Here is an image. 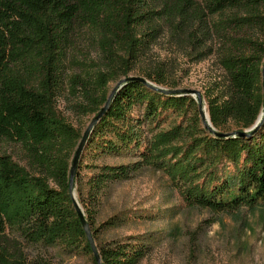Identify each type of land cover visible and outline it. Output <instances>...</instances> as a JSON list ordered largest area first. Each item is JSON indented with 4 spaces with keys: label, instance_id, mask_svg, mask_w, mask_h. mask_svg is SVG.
<instances>
[{
    "label": "trees",
    "instance_id": "16d2710c",
    "mask_svg": "<svg viewBox=\"0 0 264 264\" xmlns=\"http://www.w3.org/2000/svg\"><path fill=\"white\" fill-rule=\"evenodd\" d=\"M86 33L98 41L102 66L94 76H67L69 47ZM166 34L190 45L199 61L219 42L226 82L205 93L211 123L219 132L251 128L264 113V0H0V141L21 145L29 163L0 148V264H54L30 259L27 245L92 256L98 264L70 191V159L83 133L61 115L58 97L69 82L81 98L77 112L96 115L110 82L129 76ZM152 70L139 76L177 88L163 69ZM83 150L91 159L137 158L91 162L85 181L82 162L77 168V198L102 264H139L146 255L144 242L132 238L98 243L100 231L122 219L100 226L96 219L110 185L145 167L163 171L188 204L216 211L264 204V120L251 136L219 137L191 95L127 81Z\"/></svg>",
    "mask_w": 264,
    "mask_h": 264
},
{
    "label": "rangeland",
    "instance_id": "374dc122",
    "mask_svg": "<svg viewBox=\"0 0 264 264\" xmlns=\"http://www.w3.org/2000/svg\"><path fill=\"white\" fill-rule=\"evenodd\" d=\"M186 36L187 32L182 34L184 41ZM215 44L214 53L199 61L190 54V45L176 44L166 34L130 75L139 76L152 69H163L168 81L176 83L177 88L199 90L206 112V91L217 83L222 85L226 82V73L220 63L221 47L218 41ZM67 58V76L77 73L94 76L103 61L98 41L91 33L78 39L76 36ZM121 78L110 82V92ZM79 101L81 98L66 82L58 97L59 111L84 134L95 115L77 112ZM77 147L71 155V166ZM0 148L16 161L29 164L21 145L0 141ZM136 160L130 155L91 159L82 152L80 180L85 181L92 174L91 162L117 165ZM74 195L78 200L76 187ZM111 217L122 221L117 226L102 229L98 243L128 241L131 238L144 242L147 251L139 264H264V204L242 206L234 211H216L188 204L168 176L159 169L145 167L131 179L112 183L101 198L97 226ZM25 249L30 259L43 257L54 264H96L92 256L69 255L58 247L27 245Z\"/></svg>",
    "mask_w": 264,
    "mask_h": 264
},
{
    "label": "water",
    "instance_id": "95a60500",
    "mask_svg": "<svg viewBox=\"0 0 264 264\" xmlns=\"http://www.w3.org/2000/svg\"><path fill=\"white\" fill-rule=\"evenodd\" d=\"M130 80H140L143 81L144 83L150 85L151 87L160 90L162 92L165 93H176V94H185V95H191L194 98H196L198 100L199 103V109H200V113H201V117L203 120V123L205 125L206 128H208L210 131L214 132L215 135L219 136V137H231V136H251L252 134H254L261 126V124L263 123L264 120V113H262L259 118L257 119V121L255 122V124L249 128L246 129L244 131H231V132H219L217 131L210 120V116L209 113L208 115L205 112V106L203 104V96L202 93L197 90V89H193V88H164V87H160L157 86L155 84H153L151 81H149L148 79H146L143 76H137V75H129L126 77L121 78L116 85L114 86V88L112 89V91L109 93L107 101L105 102V104L103 105V107L101 108V110L94 116V118L92 119V121L90 122L89 126L87 127V129L85 130L81 141L79 142V145L77 147V150L75 152V156L73 158V162H72V166H71V171H70V191L72 193V196L74 198V202L76 205V209L79 213V216L81 218L82 224L86 230L88 239L90 241V245L92 247L93 253L95 255V258L98 262V264H102L101 261V255L99 252V249L97 247V244L95 242V239L93 237L91 228L89 226V223L87 221V218L85 216V213L81 207V205L79 204V201L75 198L74 195V191H75V176L77 173V168L79 165V161L83 152V149L87 143L88 137L91 134L93 128L95 127V125L98 123V121L101 119V117L105 114V112L107 111V109L109 108V105L111 104V101L115 95V93L117 92V90L123 86V84H125L127 81ZM263 92H264V67H263Z\"/></svg>",
    "mask_w": 264,
    "mask_h": 264
},
{
    "label": "bare ground",
    "instance_id": "6f19581e",
    "mask_svg": "<svg viewBox=\"0 0 264 264\" xmlns=\"http://www.w3.org/2000/svg\"><path fill=\"white\" fill-rule=\"evenodd\" d=\"M206 114L208 115V111H206Z\"/></svg>",
    "mask_w": 264,
    "mask_h": 264
}]
</instances>
